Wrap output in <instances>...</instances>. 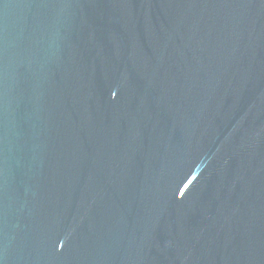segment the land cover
Here are the masks:
<instances>
[{
    "label": "water",
    "instance_id": "obj_1",
    "mask_svg": "<svg viewBox=\"0 0 264 264\" xmlns=\"http://www.w3.org/2000/svg\"><path fill=\"white\" fill-rule=\"evenodd\" d=\"M0 264H264V0H0Z\"/></svg>",
    "mask_w": 264,
    "mask_h": 264
}]
</instances>
